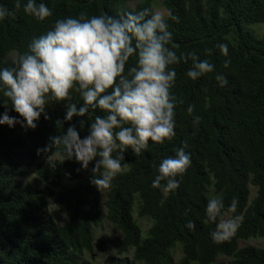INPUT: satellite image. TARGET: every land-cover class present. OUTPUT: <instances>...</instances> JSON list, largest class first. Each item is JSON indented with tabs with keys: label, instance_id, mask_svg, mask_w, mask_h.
Instances as JSON below:
<instances>
[{
	"label": "trees",
	"instance_id": "trees-1",
	"mask_svg": "<svg viewBox=\"0 0 264 264\" xmlns=\"http://www.w3.org/2000/svg\"><path fill=\"white\" fill-rule=\"evenodd\" d=\"M133 1L134 8L128 6ZM15 2L0 0L14 12L0 21V67L13 66L32 37L44 34L57 19L153 10V0H43L52 15L38 22L22 6L15 10ZM163 7L177 17L167 21L169 46L177 55L194 52L214 66L195 81L186 76L191 61L172 66V92L183 100L176 107V135L162 144L150 141L139 156L131 149L124 152L126 170L101 193L89 182L95 161L87 170L74 158L50 167L44 154H36L69 126L83 139L91 120L103 115L99 110L65 121V103L50 102L48 119L42 114L34 130L0 125V264H87L83 258L93 252L103 217L122 234L117 256L106 264H264V247L242 246L252 239L264 241V35L248 30L264 24V0H164ZM221 42L228 46L227 57L216 47ZM134 63L130 60L125 71ZM216 74L226 78L225 86H219ZM73 102H81L76 93ZM189 105L192 115L186 111ZM5 111L19 118L0 96V114ZM195 117L199 123L194 126ZM182 143L191 165L178 178L179 188L170 193L152 188L159 162ZM31 170L36 180L21 182ZM217 194L225 211L236 198L240 217L237 233L222 244L212 242L215 225L205 222L207 200ZM48 202L66 217L64 223L53 221ZM188 221L193 230L185 227ZM177 251L181 258L175 261Z\"/></svg>",
	"mask_w": 264,
	"mask_h": 264
},
{
	"label": "clouds",
	"instance_id": "clouds-1",
	"mask_svg": "<svg viewBox=\"0 0 264 264\" xmlns=\"http://www.w3.org/2000/svg\"><path fill=\"white\" fill-rule=\"evenodd\" d=\"M38 22L52 15L51 9L40 0H16L15 10H20ZM14 15L0 3V21ZM168 19L176 21L170 12L167 17L160 11L143 9L125 11L118 17L96 15L57 19L44 34L34 36L27 50L13 61L11 67H0V96L5 105L19 114H0V125L35 129L41 115L48 119L46 106L50 102L65 103V121L73 117L91 116L88 135L80 137L75 126H69L61 135L49 137V142L38 148L36 154H44L46 163L75 159L87 170L95 161L89 182L99 192L111 187L112 181L127 168L123 153L131 149L139 156L149 142L162 144L175 135L176 107L183 100L172 92L176 83L173 65L181 62L191 66L186 76L195 81L213 72L214 66L207 59H199L194 52L177 55L170 47L172 32ZM220 54L228 56L225 43L216 45ZM210 50H206L209 52ZM130 60L134 65L126 69ZM229 61H225V67ZM220 87L226 78L216 74ZM73 93L80 103L73 102ZM189 115L193 106L186 109ZM59 125V121L57 122ZM84 120H80L81 128ZM199 117L193 119V125ZM186 143L175 149L156 167L151 187L162 193L177 190L181 179L191 165ZM99 158V159H97ZM181 178V179H178ZM238 200L233 198L225 211L223 197L211 196L205 205L206 223L215 225L210 232L214 244L230 241L240 227V217L235 215ZM231 213L233 215L229 216ZM185 227L193 230L188 221Z\"/></svg>",
	"mask_w": 264,
	"mask_h": 264
},
{
	"label": "rangeland",
	"instance_id": "rangeland-1",
	"mask_svg": "<svg viewBox=\"0 0 264 264\" xmlns=\"http://www.w3.org/2000/svg\"><path fill=\"white\" fill-rule=\"evenodd\" d=\"M163 1L164 0H153L152 6L153 10L160 11L163 15L167 17V11L163 7ZM137 1L129 2L128 6L135 7V4ZM249 31L255 33L257 36L261 37L264 35V24L258 23L250 26L248 28ZM37 176L34 172V170H31L29 175L25 178H20L19 180L23 183H32L34 180H36ZM72 182L67 181L65 185H71ZM252 196H254V188L251 187ZM48 208L50 215L53 219V221L56 224H62L66 220V217L63 215H60L56 206L52 202H48ZM231 216V214H228ZM148 223L144 225V229L148 227ZM121 232L117 229V227L113 224H111L105 217H103L102 225L95 229V239H94V248L93 252L91 254H86L83 258L84 261L87 262V264H106L107 261L114 256H117V245L119 240L121 239ZM252 244L258 247H264V241L263 240H249L245 243H242V246ZM130 259V257H128ZM181 258V254L179 251L175 253V261H178Z\"/></svg>",
	"mask_w": 264,
	"mask_h": 264
}]
</instances>
